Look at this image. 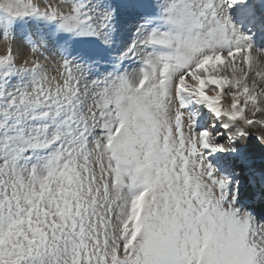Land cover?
<instances>
[{
  "label": "snow or ice",
  "instance_id": "1",
  "mask_svg": "<svg viewBox=\"0 0 264 264\" xmlns=\"http://www.w3.org/2000/svg\"><path fill=\"white\" fill-rule=\"evenodd\" d=\"M262 41L264 0H0V264H264Z\"/></svg>",
  "mask_w": 264,
  "mask_h": 264
},
{
  "label": "rangeland",
  "instance_id": "2",
  "mask_svg": "<svg viewBox=\"0 0 264 264\" xmlns=\"http://www.w3.org/2000/svg\"><path fill=\"white\" fill-rule=\"evenodd\" d=\"M19 23H22V22H19V21H18V24H19ZM42 31H43L44 33H46V29L43 28V27H42ZM128 31H129V33H128V35H127V38L130 39L131 32H134L135 29L132 28V27L130 26L129 29H128ZM14 36H15V34H14ZM45 38H47V37L45 36ZM127 38H125V35L123 34L122 39H123V40H128ZM2 48H3V44H2V42H0V49H2Z\"/></svg>",
  "mask_w": 264,
  "mask_h": 264
},
{
  "label": "bare ground",
  "instance_id": "3",
  "mask_svg": "<svg viewBox=\"0 0 264 264\" xmlns=\"http://www.w3.org/2000/svg\"><path fill=\"white\" fill-rule=\"evenodd\" d=\"M129 27H130V26H129ZM129 27L124 31V33H125V38H127L126 35H128V29H129ZM127 39H128V38H127ZM107 52H108V53H107L106 58H109V56H110L112 50L107 49ZM132 67H133V66H132ZM202 116L205 117V118H208L207 110H206V109H205V111L202 113Z\"/></svg>",
  "mask_w": 264,
  "mask_h": 264
}]
</instances>
